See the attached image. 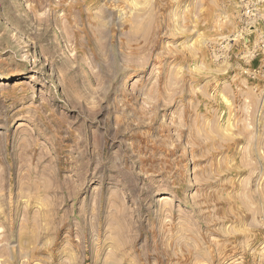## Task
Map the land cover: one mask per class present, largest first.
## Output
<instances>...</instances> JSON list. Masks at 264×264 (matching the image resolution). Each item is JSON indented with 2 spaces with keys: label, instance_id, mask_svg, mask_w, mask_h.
Instances as JSON below:
<instances>
[{
  "label": "rangeland",
  "instance_id": "obj_1",
  "mask_svg": "<svg viewBox=\"0 0 264 264\" xmlns=\"http://www.w3.org/2000/svg\"><path fill=\"white\" fill-rule=\"evenodd\" d=\"M0 264H264V0H0Z\"/></svg>",
  "mask_w": 264,
  "mask_h": 264
}]
</instances>
